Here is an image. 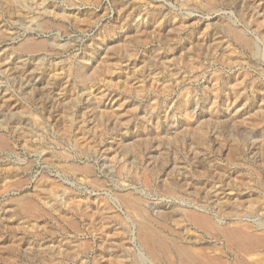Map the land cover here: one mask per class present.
I'll return each instance as SVG.
<instances>
[{
    "label": "rangeland",
    "instance_id": "1",
    "mask_svg": "<svg viewBox=\"0 0 264 264\" xmlns=\"http://www.w3.org/2000/svg\"><path fill=\"white\" fill-rule=\"evenodd\" d=\"M0 264H264V0H0Z\"/></svg>",
    "mask_w": 264,
    "mask_h": 264
}]
</instances>
